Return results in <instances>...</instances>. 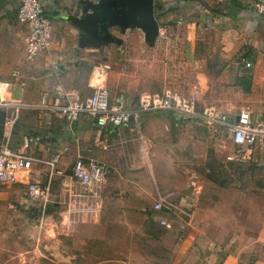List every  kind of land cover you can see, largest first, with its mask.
Segmentation results:
<instances>
[{
	"label": "crops",
	"instance_id": "crops-1",
	"mask_svg": "<svg viewBox=\"0 0 264 264\" xmlns=\"http://www.w3.org/2000/svg\"><path fill=\"white\" fill-rule=\"evenodd\" d=\"M19 1L0 0V81L9 83L0 89V142L8 138L15 150L35 159L32 171L19 182L45 183L50 168L43 161L56 154L65 177H71L66 172L71 173L78 157L95 158L110 165L111 174L129 175L124 187L121 182L109 187L104 184L107 179L91 187L96 188L94 195L119 189L117 200L143 220L149 238L156 242L164 238L169 244L167 264H264V219H252V209L244 208L246 200L220 202L208 186L168 185L162 177L167 173L173 181L176 173L169 163L176 155L175 144L164 150V137L175 143V133L187 119L171 111L146 112L139 131L133 121L101 126L88 115L70 123L61 113L40 106L44 94L51 103H61L65 94L91 95L93 71L103 64L108 69L110 100L123 101L126 107L133 108L144 94L160 95L171 89L194 93L232 120L244 108L253 119L264 120V16L254 10L256 0H149V7L141 0H45L54 26L52 44L31 60L26 57V28L17 18ZM106 4L125 9L101 16ZM175 6L199 12V26L196 21L177 23L176 13L168 12L173 17L166 24L168 31L180 26L188 30L186 37L178 39L184 53L182 74L175 69V37L119 38L117 42L111 38V29L123 17L136 16L142 8L162 12ZM197 29L200 34H214L216 40L196 39ZM230 135L224 137L231 149ZM254 161L264 163V151L255 154ZM4 184L0 183V201L7 207L15 197L16 184ZM166 195L175 207L154 210V203ZM148 202L153 212L143 208ZM223 207L228 212L223 213Z\"/></svg>",
	"mask_w": 264,
	"mask_h": 264
},
{
	"label": "rangeland",
	"instance_id": "rangeland-1",
	"mask_svg": "<svg viewBox=\"0 0 264 264\" xmlns=\"http://www.w3.org/2000/svg\"><path fill=\"white\" fill-rule=\"evenodd\" d=\"M152 1L166 3L168 0ZM158 11L151 9L152 23L144 19V10L136 16L123 17L120 24L111 29V38L116 41L119 38L154 37L166 40L175 37V69L182 74L184 53L179 47L178 39L186 37L188 30L180 26L168 31L166 24L173 21L168 12L176 13L174 20L177 23L196 21L198 26L199 12L197 8L182 9L178 6L169 11ZM156 24H159L158 29ZM150 25H154V29L151 30ZM198 30L196 39L217 38L210 33L200 34ZM163 49L166 47L160 46V50ZM199 105L200 109L214 106L201 101ZM175 134V143L164 137L162 144L164 150L175 144L176 155L169 160L170 165L176 169L174 180L170 179L172 175L161 174L164 180H168V185L173 183L185 186L190 183L197 187L198 184H203L217 193L220 202L235 201L236 198L246 200L244 208L252 209V219H264V163L254 161L242 164L227 161L225 155L230 148L225 145L226 134L220 128H212L197 118L187 119V123L179 127ZM164 161L168 163L167 159ZM66 174L69 176L70 172L67 171ZM128 175L113 171L104 184L111 187L110 185L121 182L124 187L128 182ZM66 177L54 178L47 204L49 218L42 227L39 218L41 201L30 197L26 188L28 183L4 184L16 185L14 199L11 201L9 198L12 206H3L0 201V264L168 263L169 244L164 238H159L158 242L149 238L142 229L143 220L117 200L119 189L107 190V195L104 196L100 195L99 190L96 196V188H83L79 183L76 185L71 177ZM74 188L78 191L74 192ZM143 201L144 199L142 203ZM224 205L230 209L235 207L226 204L220 206ZM143 208L146 212H153L151 202ZM223 208V213L228 212L226 207Z\"/></svg>",
	"mask_w": 264,
	"mask_h": 264
},
{
	"label": "built area",
	"instance_id": "built-area-1",
	"mask_svg": "<svg viewBox=\"0 0 264 264\" xmlns=\"http://www.w3.org/2000/svg\"><path fill=\"white\" fill-rule=\"evenodd\" d=\"M45 0H20L17 18L26 28L25 49L26 57L34 59L40 53L48 50L52 44L53 21L46 14ZM256 12L264 16V0L253 2ZM242 63H251L242 59ZM108 69L99 64L95 67L92 77L93 92L88 97L79 93L62 96L61 103H51L50 96L44 94L40 106L48 111L61 113L67 121L74 123L82 115L95 119L98 125H122L133 121L140 131L143 113L154 111H171L177 116L189 119L197 118L212 128H220L222 133H231L232 147L225 155L229 162L246 164L253 162L255 154L264 151V120H255L248 108L241 109L234 120L225 112H220L214 106L200 109L198 97L192 93L184 95L171 89L160 95L144 94L139 97L133 107H126L123 101H111L108 89ZM8 82L0 81V89L8 86ZM3 104H8L3 102ZM143 139V135L139 136ZM145 152L146 148H141ZM60 155L56 154L45 162L50 170L45 183L28 181V193L33 200L41 201L40 226L48 221L47 204L49 202L52 183L55 175L65 177L64 171L58 168ZM35 159L23 152L15 150L7 138L0 142V183H16L32 171ZM110 165L95 158L78 157L71 168L70 176L83 186L93 187L104 182L111 174ZM161 197L154 203V210L163 211L169 204L167 198ZM169 204V205H168Z\"/></svg>",
	"mask_w": 264,
	"mask_h": 264
},
{
	"label": "trees",
	"instance_id": "trees-1",
	"mask_svg": "<svg viewBox=\"0 0 264 264\" xmlns=\"http://www.w3.org/2000/svg\"><path fill=\"white\" fill-rule=\"evenodd\" d=\"M142 2V3H141ZM141 2L139 1V3L142 5H146V7H149L148 6V4L147 3H149V0H141ZM177 3H178V1H176ZM124 7L122 8V7H116V6H113V5H110V4H106V5H104V8L102 9V11H101V13H100V15L101 16H104L105 14H106V12H118V13H121V12H123L124 11Z\"/></svg>",
	"mask_w": 264,
	"mask_h": 264
},
{
	"label": "water",
	"instance_id": "water-1",
	"mask_svg": "<svg viewBox=\"0 0 264 264\" xmlns=\"http://www.w3.org/2000/svg\"><path fill=\"white\" fill-rule=\"evenodd\" d=\"M142 10H144V15H143L144 19L145 20L148 19L149 22L152 23L151 22L152 21V17L150 16L151 9H147L146 10V8H142ZM146 11H147V13H146ZM150 26H151V30L154 29V25H150Z\"/></svg>",
	"mask_w": 264,
	"mask_h": 264
}]
</instances>
